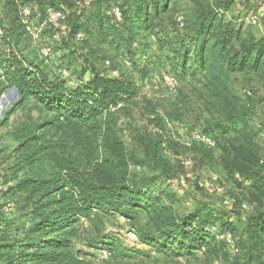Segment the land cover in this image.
Segmentation results:
<instances>
[{
	"label": "trees",
	"instance_id": "obj_1",
	"mask_svg": "<svg viewBox=\"0 0 264 264\" xmlns=\"http://www.w3.org/2000/svg\"><path fill=\"white\" fill-rule=\"evenodd\" d=\"M189 5L180 28L177 17ZM235 5V0H0V98L10 89L18 93L0 129L30 107L8 133L12 147L0 149V166L10 170L5 182L12 183L6 195L23 203L15 220L0 224V264L131 259V251L120 250V240L99 229L87 245L107 251V260L76 244L82 221L117 214L134 224L148 218L136 230L139 243L160 254V264H199V254L219 264H264V151L257 143L264 129L257 125L255 99L246 88V97L237 92V76L249 86L255 78L264 84V21L260 29L246 24L242 14L226 19ZM25 7L35 23L51 12L63 14L42 35L53 45L50 59L41 56L27 31ZM60 24L66 25L63 37ZM59 51L64 60L58 64ZM69 58L81 63L74 78L62 75L64 69L73 72ZM156 64L175 82H188L195 105H187V115L155 112L153 126L135 132L138 150L130 152L124 119ZM102 65L117 75L109 77ZM184 116L215 142L213 148L195 144L203 161L245 190L250 210L241 211L242 226L222 207L200 204L179 215L164 205V195L152 194L159 178L172 180L167 150L175 148V138L165 120L177 126ZM138 166L150 169L153 178H137ZM214 226L234 236L237 255L212 232Z\"/></svg>",
	"mask_w": 264,
	"mask_h": 264
},
{
	"label": "rangeland",
	"instance_id": "obj_2",
	"mask_svg": "<svg viewBox=\"0 0 264 264\" xmlns=\"http://www.w3.org/2000/svg\"><path fill=\"white\" fill-rule=\"evenodd\" d=\"M254 1L257 2L259 0ZM248 4H251V2ZM248 4H246L247 6H239L236 4L233 7V10L226 15V19H230L232 16H240V14H242L241 16L242 18H245L244 22H246V24H249V22L254 23L255 20H250L252 14L250 11H246L250 10ZM181 5H186V3L181 2ZM189 9L190 5L187 7L185 6L183 13L177 17L178 21L182 19V22L185 24L184 16H186ZM261 18V21L257 23L259 28H262L264 21L262 20L263 18ZM179 27L181 28L184 26L179 25ZM59 28L61 29L59 32L63 37V34L66 32V25L60 24ZM47 38L48 35L46 39ZM62 55L63 53L60 54L59 51L58 55L56 54L54 56V62L58 64L61 63L62 59L64 60ZM69 62L74 67L72 69L73 72L70 73V75H67V78H74V76L77 75L76 68H79L81 63L75 61V59H72L71 62L70 58ZM64 64L66 66V64L69 63H66L65 61ZM102 66L101 69L105 71L109 77H115L117 75L114 74V72H109L108 65H105L106 67L104 65ZM164 69L166 70V68H162L159 64L152 67V74L147 78L146 87L142 91L140 97L131 104L129 111L130 115L127 119H124L126 123L123 125L122 130L130 152L138 150L134 141L135 132L137 130H143L146 126H153L149 124V120H153L152 116L155 115V112L165 116L166 112L182 110V113L187 115V105L189 107L190 104L193 106L195 105L194 97L189 92L188 82L184 80L179 82L176 81V88L174 90L169 89L163 81V74L165 75L164 80L166 76L170 75L167 73L166 75ZM122 71L124 73L130 72L125 66L122 68ZM237 79V92L241 96L246 97L247 95L250 98H254L257 102V125L263 126L264 129V84H261V81L255 78L254 85L249 86L248 84L242 83L243 80L240 76H237ZM252 87L254 91H252ZM245 88L248 90L249 94L245 95ZM190 98H193V100ZM17 100L18 98L15 96V92L12 89L5 93L0 99V120H3L4 118L3 112L7 111ZM29 108L30 107L28 106L24 111H17L10 117L7 125L0 129V149L5 148L6 146H11L8 133L13 130L19 122H21L26 112L29 113ZM34 114L36 115V113ZM188 118V116H184L182 121L179 122L180 124L177 126H174L172 123L165 120L168 130L174 132L175 138V148L167 150V155L173 165L172 180L165 182V179L159 178L151 188L152 194H154L156 198H158L157 196L164 195V198L162 199L164 205L179 215L189 214L200 204H210L215 208L222 207L228 211H232L233 216L230 219L231 222L236 226H242L240 224L241 221L239 216L242 214L241 211H247L244 206L249 207L245 190H239L237 185H235L230 178L228 180L227 173H225L223 169L210 167L207 161H203L201 158L202 149L195 146V144L198 143L192 139L195 132H202L201 126L197 123H190L191 121H188ZM257 140V143L264 151V132L260 134ZM215 152L216 154L221 153L220 149H216ZM140 167H134V171L137 173H135L137 178H153L154 175L150 169ZM7 171H10L7 165L0 166V224L5 220L10 222L15 220L16 212L18 213L19 206L23 204L19 197H12L10 194H8V196L6 195L8 189L12 186V183L7 184L5 182L4 175L7 174ZM23 174L24 171L20 172L18 176H22ZM205 181H210L212 186L210 188L205 187ZM147 221L148 218L144 215L139 222L134 224L119 214L113 217L101 216L95 218L92 222L82 221V229L79 232L80 236L77 238L78 241L76 244L81 250L88 251L95 254V256H98L101 249L90 248L88 247L87 242L88 240L91 241L97 238L96 233L99 229L102 230L104 234L113 235L120 240L121 251L129 250L132 253L131 259L123 258L116 264L163 263L162 256L154 252L150 246L133 242L126 238V235L130 230H139V227ZM211 230L214 234L218 233L217 237L224 233V231L221 232L217 226L212 227ZM132 250H136V252L133 253ZM139 250L146 252V255L138 253ZM199 257V264H219L216 259H208L203 254H199Z\"/></svg>",
	"mask_w": 264,
	"mask_h": 264
},
{
	"label": "built area",
	"instance_id": "obj_3",
	"mask_svg": "<svg viewBox=\"0 0 264 264\" xmlns=\"http://www.w3.org/2000/svg\"><path fill=\"white\" fill-rule=\"evenodd\" d=\"M245 1L247 0H235V3L239 6H242ZM115 13L118 18L121 16V13L118 9L115 10ZM22 18H23V22L26 24L27 31L32 36L33 40L35 41L41 56L45 59H50L53 54V45L51 43H44L42 40V35H43V32L47 29L49 24L56 25L58 22H60V20L64 18L63 14L59 11L51 12L47 15V17L43 21L35 23L33 19L31 18V9L29 7H25L22 11ZM253 20H256V18H253ZM178 22L181 26H184L182 19H180ZM1 34H2V28L0 26V36ZM54 38L57 39V36H54ZM107 64L109 65V63ZM61 71L64 77H67V75H69L65 69ZM114 74H117V72H114ZM165 83L171 90H174L176 88V82L170 76L165 77ZM192 139L195 142L204 144L208 147H211V148L215 147L214 140H212L210 137L206 136L202 132H195L193 134ZM211 186L212 184L210 181H205V187L210 188ZM244 208L248 209V207L246 206H244ZM126 238L133 242L139 243V237L135 230H130L128 234L126 235ZM218 239L226 242L228 248L230 249L233 255L238 254L237 241L230 232H224L223 234L218 236ZM97 258L99 259V261H104L109 258V254L107 251L101 250Z\"/></svg>",
	"mask_w": 264,
	"mask_h": 264
},
{
	"label": "crops",
	"instance_id": "obj_4",
	"mask_svg": "<svg viewBox=\"0 0 264 264\" xmlns=\"http://www.w3.org/2000/svg\"><path fill=\"white\" fill-rule=\"evenodd\" d=\"M249 11L252 14L251 15L252 18L250 20H253V18H256V20L254 21V23L253 22H251V23L249 22V24L256 25L260 21V18L261 17L264 18V0H259L257 2L253 0L251 2V4H250V10ZM246 18H247V16H246ZM242 19L244 20L245 18H242ZM260 29H262V28H260ZM12 90L15 92V96L18 98L17 91L15 89H12Z\"/></svg>",
	"mask_w": 264,
	"mask_h": 264
}]
</instances>
